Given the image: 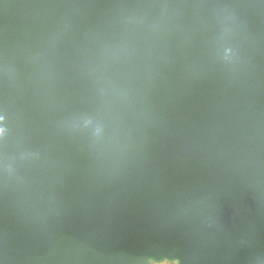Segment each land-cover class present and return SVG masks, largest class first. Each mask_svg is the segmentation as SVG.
Instances as JSON below:
<instances>
[{
    "label": "water",
    "instance_id": "95a60500",
    "mask_svg": "<svg viewBox=\"0 0 264 264\" xmlns=\"http://www.w3.org/2000/svg\"><path fill=\"white\" fill-rule=\"evenodd\" d=\"M0 113V239L125 245L139 161L193 194L169 239L264 254V0H0Z\"/></svg>",
    "mask_w": 264,
    "mask_h": 264
},
{
    "label": "crops",
    "instance_id": "0c3cea01",
    "mask_svg": "<svg viewBox=\"0 0 264 264\" xmlns=\"http://www.w3.org/2000/svg\"><path fill=\"white\" fill-rule=\"evenodd\" d=\"M120 166L116 178L129 223L127 242L96 249L89 264H206L207 253L199 242L167 236V229L195 204L183 181L157 165L137 161ZM0 264L86 263L72 228L60 223L44 248L27 234L1 238Z\"/></svg>",
    "mask_w": 264,
    "mask_h": 264
},
{
    "label": "rangeland",
    "instance_id": "374dc122",
    "mask_svg": "<svg viewBox=\"0 0 264 264\" xmlns=\"http://www.w3.org/2000/svg\"><path fill=\"white\" fill-rule=\"evenodd\" d=\"M247 264H264V254L251 258Z\"/></svg>",
    "mask_w": 264,
    "mask_h": 264
},
{
    "label": "snow or ice",
    "instance_id": "6c2138e0",
    "mask_svg": "<svg viewBox=\"0 0 264 264\" xmlns=\"http://www.w3.org/2000/svg\"><path fill=\"white\" fill-rule=\"evenodd\" d=\"M4 120V115L2 113H0V121ZM7 129L6 126L3 123H0V136H2V134H6Z\"/></svg>",
    "mask_w": 264,
    "mask_h": 264
}]
</instances>
